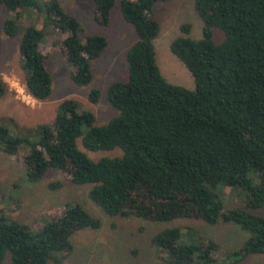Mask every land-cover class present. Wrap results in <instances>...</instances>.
Here are the masks:
<instances>
[{
    "label": "trees",
    "instance_id": "16d2710c",
    "mask_svg": "<svg viewBox=\"0 0 264 264\" xmlns=\"http://www.w3.org/2000/svg\"><path fill=\"white\" fill-rule=\"evenodd\" d=\"M165 1L91 0L96 24L106 26L117 3L136 36L124 56L126 80L111 83L105 92L117 116L97 127L90 112L65 100L51 123L37 127L34 141L10 135L0 126V152L14 156L20 147L26 148L22 159L29 183H38L54 170L72 185H90L88 199L108 217L232 223L249 234L232 254L264 255V215L251 212L264 208V0H194L201 38L186 37L185 24L169 45L189 72L192 90L167 83L155 64L152 42L159 26L152 6ZM0 6L15 16L31 11L43 27L58 29L63 37L57 47L73 67L72 84L83 87L91 82V62L106 47L103 37L82 33L57 0H0ZM212 29L222 33L221 43L212 42ZM2 31L15 37V20L5 19ZM42 39V30L27 25L17 45L24 90L38 102L51 89ZM6 92L0 79V97ZM98 96L91 89L87 100L94 103ZM114 150L119 154L96 161L87 155ZM60 186L56 181L47 188ZM222 189L243 192L244 207H226ZM99 227V220L79 204L63 205L36 231L0 210V263L6 254L10 264L60 263L70 254L75 233ZM150 244L169 264H222L224 257L212 241H184L177 227L159 231Z\"/></svg>",
    "mask_w": 264,
    "mask_h": 264
},
{
    "label": "rangeland",
    "instance_id": "374dc122",
    "mask_svg": "<svg viewBox=\"0 0 264 264\" xmlns=\"http://www.w3.org/2000/svg\"><path fill=\"white\" fill-rule=\"evenodd\" d=\"M45 2L49 0H37ZM64 13L74 17L85 35L101 36L106 47L97 59L91 62L92 80L87 86L72 84L70 74L73 67L68 64L58 50L57 43L63 35L53 26H45L34 13L23 10L18 16L0 6V79L6 84L7 92L0 97V126L6 127L10 135L23 136L36 140L39 125L53 120L58 106L65 100L76 102L81 110L90 112L94 126H102L117 116V112L105 101L107 87L113 82L126 80L124 56L135 42L132 27L121 17L117 3L110 11L106 26L93 21L91 0H57ZM152 16L159 30L152 42L155 64L161 77L169 84L193 89L192 78L184 66L169 51L172 39L181 35L179 27L188 25L185 35L191 40L201 38L202 23L194 9V0H168L155 2ZM13 19L18 28L15 37H8L2 31L5 19ZM27 25L43 31L41 51L44 67L51 79L49 96L38 102L28 96L23 87L22 58L17 45L22 30ZM211 40L219 44L222 33L212 29ZM91 89L99 92L98 99L88 102ZM82 131L85 132L84 127ZM80 148V144H77ZM115 151V152H114ZM87 152L90 160L111 158L119 150ZM118 151V152H117ZM25 147H20L14 156L0 152V210L9 220L27 224L36 231L58 215L65 204L81 205L91 217L99 220L98 229H84L71 237L70 254L60 263L48 264H169L162 254L150 244V238L161 230L177 227L184 241L196 239L209 240L219 247L222 264H264V255H249L241 258L233 255L249 237L239 226L228 223L206 224L195 219H176L170 222L152 223L136 218H111L104 215L87 197L90 185H72L65 177L49 170L38 183L25 179L23 156ZM60 181L57 190H49L47 185ZM245 194L240 190L222 189L220 197L226 207H244ZM254 215H264V208L251 211ZM224 259V261H223ZM221 261V260H220ZM0 264H10L6 254ZM221 264V263H220Z\"/></svg>",
    "mask_w": 264,
    "mask_h": 264
}]
</instances>
